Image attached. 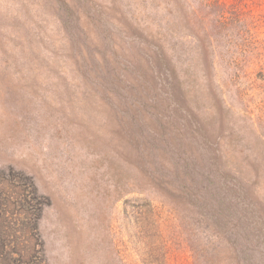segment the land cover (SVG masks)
<instances>
[{"label":"rangeland","instance_id":"rangeland-1","mask_svg":"<svg viewBox=\"0 0 264 264\" xmlns=\"http://www.w3.org/2000/svg\"><path fill=\"white\" fill-rule=\"evenodd\" d=\"M0 264H264V0H0Z\"/></svg>","mask_w":264,"mask_h":264}]
</instances>
